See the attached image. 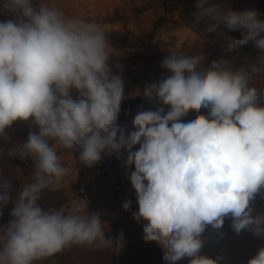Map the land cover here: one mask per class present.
Segmentation results:
<instances>
[{"label":"clouds","instance_id":"obj_1","mask_svg":"<svg viewBox=\"0 0 264 264\" xmlns=\"http://www.w3.org/2000/svg\"><path fill=\"white\" fill-rule=\"evenodd\" d=\"M195 8V23L207 21V33L228 41L225 53L252 42L262 55L239 67L231 58L205 67L200 53L171 52L162 61L171 75L143 91L169 106L167 113L163 107L138 111L135 130L126 133L117 124L124 81L109 67L107 32L45 0H0V13L12 17L0 22V140L11 139L16 121L31 118L38 129L7 149L9 156L30 159L35 171L14 200L10 181L0 180V208L13 204L10 221L0 227V264H37L73 245L124 246L123 233L106 237L107 223L89 214L87 202L67 214L41 206L43 191H57L69 173L53 143L78 149L89 168L102 153L127 150L125 166H135L129 178L139 205L133 219L146 221L143 239L164 249L165 264L185 258L217 264L200 255L201 235L208 226L221 229L226 217L237 234L264 236V214L253 215L251 206L264 188V88L254 84L264 76V19L256 10L233 11L215 0H198ZM224 29H243V38L226 36ZM201 109L207 115L182 122ZM248 264H264V247Z\"/></svg>","mask_w":264,"mask_h":264},{"label":"rangeland","instance_id":"obj_2","mask_svg":"<svg viewBox=\"0 0 264 264\" xmlns=\"http://www.w3.org/2000/svg\"><path fill=\"white\" fill-rule=\"evenodd\" d=\"M234 1L215 0L217 3H224L230 9H232ZM45 2L59 8L68 17H74L86 22H90V18L97 22L102 18L113 19L112 22L107 21V25L104 28L102 27L107 32V41L112 50L108 64L112 73L120 75L124 81V98L130 99L126 111L133 116V119L138 111H155L157 109L155 100L150 101L145 98L143 91L149 84L158 83L165 76L171 75L166 68L162 67V61L171 52H183L189 55L200 53L205 57L203 62L205 67L209 66L213 61H208L209 58L213 59L215 54H219L221 51L231 59H234L236 54L237 56L240 55L242 64H252L248 61L249 53L255 50L252 42L242 46L238 53L229 55L224 51L228 41L217 37L215 33L209 34L206 32L207 21L201 20L198 24L195 23L193 14L196 12L195 5L198 0H45ZM34 3H38V0H34ZM234 11L242 12L243 9L236 8ZM161 15L166 18V21L164 26L157 32L153 43L159 47L162 53L160 60L162 76L159 75V71L157 73L154 72L150 63L143 61L139 57V54L144 51L141 43L145 31L150 29L153 22ZM11 18L10 15L0 13V22ZM223 31L224 35L231 37L228 30L227 33L225 30ZM258 54L259 56L262 55L259 51ZM254 84L258 88H264V76L257 77ZM198 114L207 115V110L201 109L199 113L189 111L181 120L182 122L194 120ZM8 131L11 139L8 141L0 140V148L5 149L3 154L7 156H9L7 149L26 141L29 131L38 132V129L32 125L30 118L27 122H14ZM51 146L57 150L60 156V163L69 169L68 175L64 177L62 185L58 189V191H64L68 201L67 203H61L56 208H63L67 214L75 206L87 202L89 214H99L103 210L100 205L102 199L99 198L97 201L96 193L101 188L103 170L86 167L79 161L75 151L71 152V150L61 149L54 143ZM139 147V145H136L132 150L136 151ZM102 157L107 161L108 172L116 181L113 188H117L111 194L110 199L117 196L116 191L124 193H122L124 202L136 198L134 188L129 189L131 184L130 173L135 170V166H125L127 150H121L119 154L113 153L111 155L105 152L102 153ZM27 162L29 166L27 169L11 166L8 171H5L0 167V179L12 177L20 183L19 187L15 188L13 183L7 179L12 184L10 195L13 200L18 196L20 187L33 179L35 165L33 166L34 163L31 160ZM119 179H121V183L117 182L120 181ZM44 191L49 192V190ZM89 197H92V199L90 200ZM253 202V215L264 214V188L255 196ZM12 207L13 204L10 202L3 206L2 209H12ZM2 215L3 212L1 211L0 222L2 221ZM132 217V213L126 214L120 210L119 212L111 213L108 218H104L103 220L108 225L104 226L106 237L112 236L111 233H113L115 225L124 226L125 224L126 226ZM201 239L203 246L200 255L216 260L217 264H248L249 259L254 257L261 247H264V236H257L248 230H243L240 234L231 232L224 237H220L219 233L215 232L211 226H208L202 233ZM78 247L81 246L73 245L71 249L77 250ZM160 248L158 255L162 264H165L163 259L164 249ZM101 250L95 247L94 250L88 248V253L85 251L86 255L78 250L75 260L71 261L70 264H115L111 257L108 260L100 257ZM112 250L114 251V249ZM145 260L146 258H141L138 263L143 264ZM48 262L57 264L56 260ZM37 264L48 263L44 260L37 262ZM178 264H189V258H185Z\"/></svg>","mask_w":264,"mask_h":264},{"label":"trees","instance_id":"obj_3","mask_svg":"<svg viewBox=\"0 0 264 264\" xmlns=\"http://www.w3.org/2000/svg\"><path fill=\"white\" fill-rule=\"evenodd\" d=\"M233 3L234 4L231 10L234 11L236 8H241L243 9V11L249 10V9L256 10L260 14V19H264V4H263L264 0H259V1L258 0H235ZM89 20L90 22H95L99 24H105L107 23V21H111V22L113 21V19H103V18L99 19L98 22L94 21V19L92 20L91 18ZM165 21H166V18L161 15L158 17V19H156L153 22L152 27L148 29L147 31H145L144 37L141 43L144 48V51L139 54V57L143 61L145 62L147 61L153 66L155 73L159 71L160 76H162V71L160 67V60H161L162 53L159 47L156 46L153 43V41H154L155 36L157 35V32L164 26ZM224 30L227 33V29H224ZM228 33L229 35H231L232 38L241 39L243 38L244 30L240 29L236 31H228ZM226 57L227 55H224L223 52L221 51V53L215 54L213 59L209 58L208 61H212L214 59L219 60L221 58L225 59ZM258 57H259L258 50L255 49L253 50V52L249 53L248 61H250L251 63H255ZM227 59H229V56L227 57ZM232 62H233L234 67H239L242 65V57L240 55L237 56L236 54L235 58L232 59ZM77 95H78L77 93L73 92L74 99L77 98ZM129 102H130L129 98H124L122 100L121 110H120L118 120H117V124L120 127L125 128L126 133L135 130L133 126V120H134L133 116L128 114L126 111L128 108ZM155 102H156L157 108L163 107L164 112L166 114L169 109V106L162 105L157 100H155ZM74 151L79 157V150L77 149ZM28 160H20L15 156H7L6 154H3V155H0V167L4 169L5 171H8L11 166L22 168V169H27L29 168L28 162H27ZM92 168L96 170H103V175H102L103 179L100 185L101 188H99L96 193L97 201L99 198L102 199V203L100 205L103 210L99 212V215L101 216L102 219L108 218V216L111 213L116 212V211L119 212L120 210H122V212H125L126 214H128L129 212L134 214L139 211V205H138L136 198L130 200L131 203H130V207L128 208V210H125L123 208V204L125 203L124 198H123L124 197L123 192L116 191L117 196L110 199L111 194L115 192L117 187L113 188V185L116 183V181L108 172L109 166L107 165V161L103 157ZM7 179H9L13 183L14 185L13 187L15 188L19 187L20 183L18 182V180L15 181V179H13L12 177H7ZM119 180L120 181H117V182L121 183L122 182L121 179ZM129 189H132L131 184H130ZM45 192L46 191L42 193V199L40 201L41 206L44 207L45 209L56 208L61 203H67L68 201L67 196L64 195L63 190L46 192V197H45ZM89 199L91 200L92 197H89ZM253 204L254 202L252 201L251 206L254 209ZM1 211L3 212V215H2V221L0 222V225H2L3 227L11 219V216H10L11 209L5 210L4 208L3 209L0 208V212ZM145 223L146 221L144 220L137 221L133 219L132 217L126 226L125 224L124 226L120 224L115 225V229L113 233L109 231L112 234L111 237L115 238L120 233H123L124 246L120 249V251H117L116 249H114L113 251L112 248L102 249L100 253V257H104V259H107V260L111 257L115 264H139L138 262L141 258L142 259L146 258L145 263L143 264H162L161 258L158 255L161 249L160 248L161 246L156 242H151V241L146 242L143 239V225ZM231 224H232L231 219L226 217L223 227L221 229H214V230L215 232L220 234V237H224L228 233L235 232ZM88 248H91V250H94V247H89V246H83V247L81 246V247H78L77 250H73L70 247V248L65 249L61 253H58L55 256L46 259L45 262L48 264H52V263H49L48 261L51 262V260H56L57 264H70L71 261L75 260L78 250L85 254V251H87Z\"/></svg>","mask_w":264,"mask_h":264},{"label":"crops","instance_id":"obj_4","mask_svg":"<svg viewBox=\"0 0 264 264\" xmlns=\"http://www.w3.org/2000/svg\"><path fill=\"white\" fill-rule=\"evenodd\" d=\"M95 23V22H94ZM96 24H98L99 26H101V27H105L107 24L105 23V24H99V23H96Z\"/></svg>","mask_w":264,"mask_h":264}]
</instances>
